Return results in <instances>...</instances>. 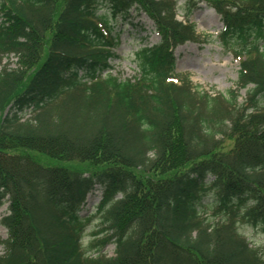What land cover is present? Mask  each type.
<instances>
[{
	"label": "trees",
	"instance_id": "trees-1",
	"mask_svg": "<svg viewBox=\"0 0 264 264\" xmlns=\"http://www.w3.org/2000/svg\"><path fill=\"white\" fill-rule=\"evenodd\" d=\"M201 1L240 62L229 96L176 71L194 0L185 20L178 0H0V264H264L240 229L264 233V0ZM144 16L160 39L123 78L118 24Z\"/></svg>",
	"mask_w": 264,
	"mask_h": 264
},
{
	"label": "rangeland",
	"instance_id": "rangeland-1",
	"mask_svg": "<svg viewBox=\"0 0 264 264\" xmlns=\"http://www.w3.org/2000/svg\"><path fill=\"white\" fill-rule=\"evenodd\" d=\"M189 0H178L179 10L178 18L184 19L188 14ZM194 8L189 15L190 22L196 26L197 33L200 39L197 41H187L178 45L174 50L176 57V71L181 76H188L198 91H208L210 94H223L229 96V91L237 87V81L240 70L239 60L234 56L232 51L226 49L219 34L223 30L221 17L216 11L211 8L207 2L194 0ZM192 6V4L190 5ZM212 10L215 12H212ZM137 22V20L135 21ZM143 27L137 25L133 36L129 35L132 31V25L128 23H119L117 30L124 29L121 35L122 45L116 50L120 58L113 60L114 73L121 75L123 78L134 77L138 73L136 63L134 61V51L145 45H152L159 41L160 36L156 32L153 22L146 16L143 18ZM16 57L11 56L4 59L5 62H10L11 66L16 65ZM1 68V65H0ZM247 98V89H241L238 92V102L243 103ZM40 156V155H39ZM43 162H54L65 165H73L72 162L58 161L39 157ZM102 197V189L99 187L94 192L90 193L87 198L83 215L91 214L96 211V204ZM208 202V199H206ZM8 203L0 208L2 215L6 212ZM0 215V219H1ZM98 220L95 222V225ZM240 229L245 234L253 245L264 249V233L260 228L250 224H241ZM7 236V229L0 223V237ZM92 237L91 227L84 237L88 241ZM2 246H0V252ZM110 255L115 252V245L109 244L104 249Z\"/></svg>",
	"mask_w": 264,
	"mask_h": 264
},
{
	"label": "bare ground",
	"instance_id": "bare-ground-1",
	"mask_svg": "<svg viewBox=\"0 0 264 264\" xmlns=\"http://www.w3.org/2000/svg\"><path fill=\"white\" fill-rule=\"evenodd\" d=\"M212 12H214L213 10H212ZM215 13V12H214Z\"/></svg>",
	"mask_w": 264,
	"mask_h": 264
}]
</instances>
